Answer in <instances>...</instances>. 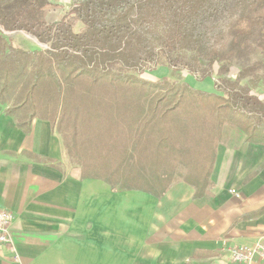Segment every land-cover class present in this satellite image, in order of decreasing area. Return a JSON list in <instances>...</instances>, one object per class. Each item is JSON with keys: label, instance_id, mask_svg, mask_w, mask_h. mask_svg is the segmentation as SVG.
Here are the masks:
<instances>
[{"label": "trees", "instance_id": "trees-1", "mask_svg": "<svg viewBox=\"0 0 264 264\" xmlns=\"http://www.w3.org/2000/svg\"><path fill=\"white\" fill-rule=\"evenodd\" d=\"M162 68L171 77H147ZM261 84L264 0H0V106L24 132L51 122L114 192L211 190L225 127L264 145Z\"/></svg>", "mask_w": 264, "mask_h": 264}, {"label": "crops", "instance_id": "crops-1", "mask_svg": "<svg viewBox=\"0 0 264 264\" xmlns=\"http://www.w3.org/2000/svg\"><path fill=\"white\" fill-rule=\"evenodd\" d=\"M6 108L0 208L14 214V250L1 247L0 264H264L228 258L229 247L264 238V145L241 129L225 127L211 190L196 197L180 182L157 197L85 176L51 123L24 132Z\"/></svg>", "mask_w": 264, "mask_h": 264}, {"label": "built area", "instance_id": "built-area-1", "mask_svg": "<svg viewBox=\"0 0 264 264\" xmlns=\"http://www.w3.org/2000/svg\"><path fill=\"white\" fill-rule=\"evenodd\" d=\"M230 192L236 197H239V193L236 190L231 189ZM13 218V212L0 208V248L5 246L14 250L12 238L10 237ZM228 258L235 263L251 262L256 258L264 261V238L258 239V241L251 246L229 247Z\"/></svg>", "mask_w": 264, "mask_h": 264}, {"label": "rangeland", "instance_id": "rangeland-1", "mask_svg": "<svg viewBox=\"0 0 264 264\" xmlns=\"http://www.w3.org/2000/svg\"><path fill=\"white\" fill-rule=\"evenodd\" d=\"M60 2L63 3L67 8L68 0H60ZM64 11H65V9L57 8V9L53 10L52 12H50L48 17L51 21H58L61 19L60 17L64 13ZM10 35L15 37L17 44H21L24 47H32L33 44H37L40 48H45L44 46L38 44L33 38H30L26 34L10 33ZM230 70H231V72H230L229 76L233 79V78H235L236 74L238 73V70L234 66H232ZM165 76L171 77L170 72H168L167 68H165V69L162 68V69L153 71V73L147 77L152 79V80H158V79L164 78ZM190 82H191V80H190ZM190 85H192L193 87L199 88L201 90H204V91H209V90L212 91L213 90V85L211 84L210 81H201V82L198 81V82H193V83L191 82ZM252 93L257 94L259 96V98L264 99V85L261 84L258 88L253 89ZM96 173H97L96 170L95 171H88V174H96Z\"/></svg>", "mask_w": 264, "mask_h": 264}, {"label": "water", "instance_id": "water-1", "mask_svg": "<svg viewBox=\"0 0 264 264\" xmlns=\"http://www.w3.org/2000/svg\"><path fill=\"white\" fill-rule=\"evenodd\" d=\"M26 35H28L30 38H33L38 43V41H37V39L35 37H33V36L29 35V34H26Z\"/></svg>", "mask_w": 264, "mask_h": 264}]
</instances>
